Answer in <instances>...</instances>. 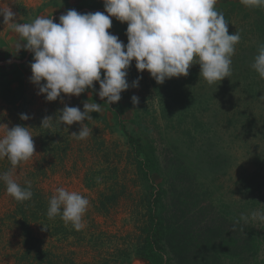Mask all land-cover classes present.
Here are the masks:
<instances>
[{
	"label": "rangeland",
	"instance_id": "1",
	"mask_svg": "<svg viewBox=\"0 0 264 264\" xmlns=\"http://www.w3.org/2000/svg\"><path fill=\"white\" fill-rule=\"evenodd\" d=\"M8 6L20 23L40 16L59 23L69 9L107 15L103 0H0V8ZM215 8L231 22L233 33L239 32L235 48L247 50L246 62L232 58L231 77L209 86L199 64H193L187 77L157 84L147 70L138 72L133 60L127 80L131 85L140 76L139 86L111 105L97 95L98 82L79 97L62 94L64 103L38 95L29 79L33 54L16 53L19 34L0 17V79L2 67L22 71L18 82H0V137L3 125L29 127L36 153L13 172L22 187L31 182L30 200L17 202L0 181V264L35 255L26 254L24 218L50 264H264V224L240 220L264 211V79L251 67L264 43V8L245 6L238 12L226 0H218ZM111 19L108 31L126 45L127 23ZM85 102L101 104V112L84 121L92 130L85 140L70 135L79 131L78 123L41 127L45 116L59 117L64 104L83 111ZM21 114L30 119L21 120ZM124 127L147 140L156 162L151 181L137 170ZM11 167L0 159V174ZM58 187L89 200L81 230L59 216L48 218ZM155 194L161 196L157 212L163 221L151 250L143 239ZM231 236L239 241L231 244Z\"/></svg>",
	"mask_w": 264,
	"mask_h": 264
},
{
	"label": "clouds",
	"instance_id": "2",
	"mask_svg": "<svg viewBox=\"0 0 264 264\" xmlns=\"http://www.w3.org/2000/svg\"><path fill=\"white\" fill-rule=\"evenodd\" d=\"M218 0H103L105 12L80 13L69 9L59 17V23L40 16L30 23H20L16 13L8 7L0 8L3 23L19 34L16 53L21 49L33 54L30 64V82L37 86L38 95L47 102L63 96L79 97L99 83L97 95L106 104L121 100V93L139 86V80L129 84L128 69L135 60V68L145 70L157 84L171 78L187 77L193 64H199L200 77L209 86L219 85L232 76V57L240 42L239 32L229 34L228 22L215 8ZM248 8H264V0H240ZM112 17L127 23V44L108 30ZM11 63V61H9ZM251 67L264 79V43L258 45V54ZM103 70V78L101 75ZM264 99V96L261 97ZM133 105L139 103L137 96L131 98ZM79 107L64 104L56 119L45 116L41 127L48 129L52 122L71 126L80 125L78 132L70 135L85 140L92 134L85 120H93L91 113H100L101 104L85 102ZM21 120H28L26 114ZM4 126L0 137V159L11 164L8 172L0 174L6 192L17 202L32 198L31 182L22 187L13 179V172L22 162L29 161L35 153V143L29 127ZM89 200L76 191L58 187L49 200L47 216H59L63 222L79 231L84 227V216ZM251 219L264 224V211H254L251 216L240 217L245 223ZM239 223V221H237Z\"/></svg>",
	"mask_w": 264,
	"mask_h": 264
},
{
	"label": "trees",
	"instance_id": "3",
	"mask_svg": "<svg viewBox=\"0 0 264 264\" xmlns=\"http://www.w3.org/2000/svg\"><path fill=\"white\" fill-rule=\"evenodd\" d=\"M226 1L230 2V4L232 5L235 11L245 12V6L240 2V0H226ZM233 30L234 27L233 25H231L230 22L228 27L229 34H232ZM245 51H247L245 47H241L240 49L235 48V54L233 55L232 58H235L236 60L238 59L240 61V64L246 62L247 55ZM1 71H2L1 73L2 76L0 82L4 86H8L9 84L18 82L22 76V71L17 66H13L12 68L9 66H5L2 67ZM123 131L127 138V142L130 145L132 152L134 153L137 170L145 180L151 181L153 169L156 167V162H155V158L151 156V153L148 150L149 144L147 143V140L143 136H138L128 131L125 127ZM154 196L155 198L153 202L151 203L149 201L150 214H149L148 230L146 231V236L143 239V242H145L143 243L144 247L149 246L151 250L154 249L153 242H154V237L157 236L156 230L158 226H162V221H163L162 216L157 212V208L159 206V201L161 200V196L156 194ZM116 198L117 195H114L113 200H115ZM25 221L26 219L24 218V220L20 222L22 223L21 229L23 230L22 233L24 234L26 254L30 256L33 254L32 252H35V255L33 256L32 259L27 257V259L23 261H19L17 262V264H50L49 262L45 263L46 251L37 244V239L35 235L32 233V229L30 225L26 224L27 222ZM238 236L230 237L231 244H235L239 241ZM225 244L226 243L224 242L220 243V247H226ZM139 254L144 257V253H139ZM144 258L146 259V257Z\"/></svg>",
	"mask_w": 264,
	"mask_h": 264
}]
</instances>
